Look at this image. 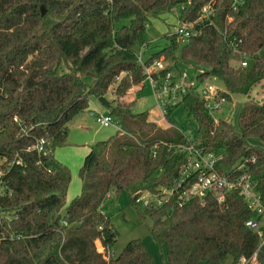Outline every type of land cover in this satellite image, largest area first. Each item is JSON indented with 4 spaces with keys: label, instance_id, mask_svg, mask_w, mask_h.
Listing matches in <instances>:
<instances>
[{
    "label": "trees",
    "instance_id": "16d2710c",
    "mask_svg": "<svg viewBox=\"0 0 264 264\" xmlns=\"http://www.w3.org/2000/svg\"><path fill=\"white\" fill-rule=\"evenodd\" d=\"M232 4L0 0V264H155L141 239L113 256L117 232L101 211L112 191L127 193L168 264H223L229 257L232 264H264V252H256L260 236L246 225L258 217L238 189L221 202L212 193L178 199L179 170L187 159L179 146L189 141L171 118L182 105L197 123L190 143L217 156L216 172L249 176L264 203V148L250 143L264 142V97L244 102L238 127L212 118L198 85L165 107L167 128L149 121L146 111L134 113L132 103L111 107L125 134L89 146L79 169L80 192L61 212L70 171L55 149L67 143L69 123L90 108L91 96L141 91L144 66L158 60L166 64L160 74L191 61L199 82H222L219 96L227 102L264 80V0H243L235 10ZM176 6L179 23L191 33L181 54L175 53L176 33H168L165 46L140 63L136 49L148 47V24Z\"/></svg>",
    "mask_w": 264,
    "mask_h": 264
},
{
    "label": "rangeland",
    "instance_id": "374dc122",
    "mask_svg": "<svg viewBox=\"0 0 264 264\" xmlns=\"http://www.w3.org/2000/svg\"><path fill=\"white\" fill-rule=\"evenodd\" d=\"M180 12V6H176L169 13L163 16V19L155 18L151 20L145 31V40L148 47L144 46L140 49H136L138 54L141 52L143 60L147 59L151 53L157 52L165 46L167 42L165 38L166 34H173L177 32ZM181 45L182 43L180 42L178 48L175 49L177 56L181 54ZM232 64L235 66L240 65L239 61L235 60L232 61ZM152 70H155V68ZM182 70L186 72L188 79L194 77V74L198 72L191 61L183 65ZM197 85L199 89L204 88L207 85H212L214 90H217L218 92L224 90L222 82L215 77L205 78L201 82L197 79ZM263 97L264 80L254 85L251 88L249 95L239 93L234 94L231 101H225L221 108L216 110L217 112L214 113V116L217 119H227L238 127L239 116L244 106V102L249 98L258 101ZM100 98H102L103 101ZM129 103L133 104L131 109L134 113H142L146 111L151 116L150 119L153 120L152 122H155L161 128H167L170 126L165 117V113L162 114L157 106L148 77L145 79L144 86L141 91L132 88L129 91V94L124 98H117L111 91H108L104 96L99 98L91 96V110L88 109L79 114V117L86 119L85 123H83L85 126L84 132H81L80 129L77 128V124L71 126L70 134L67 139L69 142L56 148V158L62 161L70 171V181L66 192L65 203L61 209L62 213L65 212V207L70 203V201L80 192L81 179L79 177V169L89 150L88 146L96 141L106 140L110 136L116 134H125L122 127L121 129H117L114 124L107 127L99 125L95 121V117L92 114H95L96 112L109 114L111 107L127 105ZM93 105H95L98 110L94 109ZM252 105L253 102H250L248 107H251ZM112 117L113 122H116V117L113 115ZM171 118L176 129L180 128L187 136L190 137L195 134L197 123L192 118L187 116L182 105L178 106L173 111ZM69 143L73 145H70ZM250 143L264 148V142H261L258 139H250ZM101 209H103L106 214L110 216L112 224L117 232V238L112 249L113 256H117L130 240L141 239L146 243L149 250L152 252L154 256V263L166 264L165 257L159 245L156 241L154 242L152 236L149 234L146 223L138 218L135 209L130 204L129 197L126 192H121L119 194H116L113 191L110 192L103 200ZM97 246L98 249H101L99 244ZM223 264H232V258L229 257Z\"/></svg>",
    "mask_w": 264,
    "mask_h": 264
},
{
    "label": "built area",
    "instance_id": "2783aa9c",
    "mask_svg": "<svg viewBox=\"0 0 264 264\" xmlns=\"http://www.w3.org/2000/svg\"><path fill=\"white\" fill-rule=\"evenodd\" d=\"M243 0H233L232 9H236L238 5H241ZM203 16H208L210 14L209 8L206 6L202 9ZM178 41L184 43L191 36L189 30L185 26L179 23L176 32ZM138 60L140 63H144L142 59V54L139 52ZM242 65L246 63L241 62ZM166 64L162 60L155 61L154 63L144 66V71L148 77L150 87L154 94L162 114L165 113V107L167 105L178 104L189 86H197V78L194 77L188 79V75L182 69L179 71L167 70L160 74V71L164 70ZM155 68V70H152ZM201 96L205 101V106L209 111L212 118L217 121L214 113L216 110L220 109L225 100L220 98V92L214 90L212 85H207L204 88H198ZM95 117V121L104 127L114 124L117 129H121L120 123L118 121L113 122V117L110 114H102L96 112L92 114ZM187 144L179 146V150L187 152V159L182 164L179 170V179L177 182V187L181 188L178 192V199L187 200L189 198L202 197L207 193H212L215 195L218 202L225 199L226 193L230 190L238 189L244 196L248 207L255 211L257 219L249 220L246 225L256 231L260 236V242L258 244L257 251H261V247L264 245V203L262 202L258 193L254 190L253 184L251 183L249 176H242L238 178H231L228 175H223L215 171V163L218 159L213 153L206 152L203 153L196 149L190 140L192 137L187 136ZM165 194H170L173 191L164 190ZM150 195L145 194L141 197V201L144 204L149 202ZM140 200V199H139ZM138 200V201H139ZM250 259L251 263H255V255ZM245 260H242V263Z\"/></svg>",
    "mask_w": 264,
    "mask_h": 264
},
{
    "label": "crops",
    "instance_id": "0c3cea01",
    "mask_svg": "<svg viewBox=\"0 0 264 264\" xmlns=\"http://www.w3.org/2000/svg\"><path fill=\"white\" fill-rule=\"evenodd\" d=\"M93 107H94V109H96V110H98L97 108H96V106L95 105H93ZM90 109V108H89ZM91 110V109H90ZM95 110V111H96ZM151 118V116L149 115V113H148V120L149 121H153L152 119H150ZM85 120L86 119H84L83 117H79V115L78 116H76L70 123H69V132H68V137H69V134H70V127L71 126H74L75 124H77V128L78 129H80V131L81 132H84V130H85V126L83 125V123H85ZM67 142H69V140L67 141ZM70 144V143H69ZM70 145H73V144H70ZM89 147V146H88ZM56 151H57V149L55 150V153H56ZM62 162V161H61ZM109 195V194H108ZM107 195V196H108ZM101 211L103 212V213H105L106 214V212L103 210V209H101ZM153 238V237H152ZM154 240V239H153ZM154 242H155V240H154ZM144 243V245H145V247L147 248V250L152 254V252L149 250V248H148V246L146 245V243L145 242H143ZM100 246V245H99ZM100 249V248H99ZM161 249V248H160ZM101 250V249H100ZM161 251H162V253H163V255H164V252H163V250L161 249ZM152 256H153V254H152ZM153 258H154V256H153ZM165 262H166V264H168L167 263V261H166V259H165Z\"/></svg>",
    "mask_w": 264,
    "mask_h": 264
},
{
    "label": "water",
    "instance_id": "95a60500",
    "mask_svg": "<svg viewBox=\"0 0 264 264\" xmlns=\"http://www.w3.org/2000/svg\"><path fill=\"white\" fill-rule=\"evenodd\" d=\"M41 13L42 14H44L45 13V9H44V7L42 6L41 7ZM102 101H103V99L102 98H100ZM261 251H263L264 252V245L261 247Z\"/></svg>",
    "mask_w": 264,
    "mask_h": 264
}]
</instances>
